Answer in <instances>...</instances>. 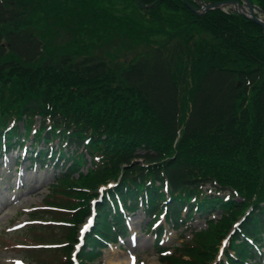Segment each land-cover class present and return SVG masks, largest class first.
Segmentation results:
<instances>
[{"label": "trees", "instance_id": "trees-1", "mask_svg": "<svg viewBox=\"0 0 264 264\" xmlns=\"http://www.w3.org/2000/svg\"><path fill=\"white\" fill-rule=\"evenodd\" d=\"M140 1L150 7H140L148 20L162 21L169 37L185 35L186 43L116 68L98 57L43 59L44 43L28 19L39 3L19 8L0 0V153L39 119L40 139L76 148L72 167L91 157L87 176L60 180L63 189L85 185L65 196L71 224L89 214V206L84 218L79 213L83 201L114 181L98 206L96 232L124 227L119 201L132 212L142 205L152 221L166 210L178 230L196 210L215 208L220 219L162 260L211 264L240 221L225 257L245 264L251 241L264 238V27L220 8L198 15L186 0ZM187 1L199 8L198 0ZM251 1L264 9V0ZM163 8L174 14L176 32L166 31ZM208 185L216 195L206 194ZM214 232L215 247L204 244Z\"/></svg>", "mask_w": 264, "mask_h": 264}, {"label": "rangeland", "instance_id": "rangeland-1", "mask_svg": "<svg viewBox=\"0 0 264 264\" xmlns=\"http://www.w3.org/2000/svg\"><path fill=\"white\" fill-rule=\"evenodd\" d=\"M4 1L8 6L19 8L30 1L39 3L40 8H38L37 13L34 16H28V19L33 33L44 43L43 59H52L55 63L59 62L63 56H69L75 61L85 57H98L107 61L110 66L123 68L131 61L152 59L156 51L161 48L186 43L184 41L185 35L174 38L169 37L162 29V21L148 20L143 11L140 10V5L136 0ZM243 5L246 6L245 3ZM255 6L256 15L262 19L260 17V14L263 13L262 7L257 4ZM227 8L232 11L240 9L235 8L234 5L227 6ZM208 11L210 10L202 11L200 8L198 12L200 15H204ZM240 11L245 12L241 9ZM162 14L166 20L165 22L169 25L166 27V31L176 32V25L173 22L174 14L167 9H164ZM207 39L211 42L212 38L208 36ZM58 145L59 140H55L50 146H44L43 142H39V149L46 151L52 147L57 148ZM73 150L74 148L68 147L64 154H72ZM67 157L68 155L65 156L62 165L66 162ZM58 158L59 156L56 159ZM48 166L46 164L43 170L38 167L30 172L23 170L24 173L21 177L20 173L12 174L8 169H5L4 175L8 176L7 180L4 181L5 176L1 177L0 185H3L4 193L0 194V264H62L61 258L64 255V248H60L58 249L60 251H58L55 247L47 245V243H60V232L63 228L58 227L56 229L46 223L53 219L52 214L57 213L45 205L50 201L64 204V197L57 195L54 199L50 196L53 185L56 183L55 178L61 173L62 170L60 169L63 166L58 169L55 167V170L54 166H51V168ZM68 166L67 163L63 169L66 170ZM89 167L88 160V164H83L80 168V174L87 176ZM74 177L76 179L80 178L78 173ZM19 181L26 184V187L20 189L17 185ZM83 186H85L83 182H70L68 192L80 191V187L83 188ZM207 190L212 191L209 187ZM212 194H214L213 191L209 195ZM14 198L19 199L14 200ZM2 199L5 202L4 206H1ZM89 201L90 199L83 201L84 204H81L79 213L84 214L85 208L90 205ZM217 212L205 213L204 218L211 214L217 216ZM27 214L43 219L46 224L31 222L35 218H28ZM60 214L63 215V213ZM141 214L143 213L140 211L129 219L133 229L131 237L118 244L105 242L106 247L101 248V250L95 249L101 256L94 257L92 254L94 260L88 258L86 254H82V251L87 249V245L84 244L81 251H79L80 253H77V257L82 255L84 258L81 264L93 262L95 264H162L159 255L154 250L153 234L144 233L145 223L142 226L140 224ZM204 218L194 221L192 228L195 227L198 230L205 228L206 221ZM189 235L190 233L186 234L188 238ZM176 236L177 233L170 230L163 243H169L170 246L175 241ZM216 237L217 234L214 232L213 234L204 235L202 239L204 244H212L215 247L217 244ZM228 243V240L222 241L220 245H217V251L226 249ZM74 246H70L72 247V253L75 250ZM72 253L70 259H72ZM218 259L220 263L224 261L222 252ZM252 263L254 264V262Z\"/></svg>", "mask_w": 264, "mask_h": 264}, {"label": "water", "instance_id": "water-1", "mask_svg": "<svg viewBox=\"0 0 264 264\" xmlns=\"http://www.w3.org/2000/svg\"><path fill=\"white\" fill-rule=\"evenodd\" d=\"M139 1V4L144 8L146 9L145 6H143ZM245 5L244 6L243 4L240 3L239 0H229L226 2V4H232L235 6V8H240L241 10L247 12L248 14H250V16H252V19L257 23L259 24L260 26H263L264 27V21L262 19H260L259 17H257L256 15V12H255V5L252 4V2L250 0H243ZM225 4V5H226ZM222 5H224L223 3H215V5H213V8L215 7H221ZM246 8H248L249 11L246 10ZM240 9L236 10L237 13H240V14H244V12L240 11Z\"/></svg>", "mask_w": 264, "mask_h": 264}, {"label": "bare ground", "instance_id": "bare-ground-1", "mask_svg": "<svg viewBox=\"0 0 264 264\" xmlns=\"http://www.w3.org/2000/svg\"><path fill=\"white\" fill-rule=\"evenodd\" d=\"M140 2H141V1H140ZM18 199H19V198H18ZM18 199H17V200H18ZM111 264H112V263H111Z\"/></svg>", "mask_w": 264, "mask_h": 264}]
</instances>
